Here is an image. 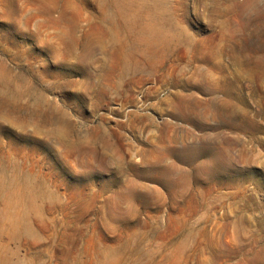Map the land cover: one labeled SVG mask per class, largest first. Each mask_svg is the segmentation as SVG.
Here are the masks:
<instances>
[{
	"label": "rangeland",
	"instance_id": "obj_1",
	"mask_svg": "<svg viewBox=\"0 0 264 264\" xmlns=\"http://www.w3.org/2000/svg\"><path fill=\"white\" fill-rule=\"evenodd\" d=\"M257 45L264 0H0V264L264 258Z\"/></svg>",
	"mask_w": 264,
	"mask_h": 264
},
{
	"label": "bare ground",
	"instance_id": "obj_2",
	"mask_svg": "<svg viewBox=\"0 0 264 264\" xmlns=\"http://www.w3.org/2000/svg\"><path fill=\"white\" fill-rule=\"evenodd\" d=\"M143 11L144 13H146V15H148V18L145 21L138 23L136 26L138 28V35L141 38H143L142 40L145 41V46L143 47H145V50L150 51V52L149 51L147 52V55L145 56L144 60L146 63L148 62L147 64L153 67L157 64L158 61L162 60L163 57L166 56L167 52L169 51L170 46L172 45L174 40L176 41V39L178 40L181 37L182 32L176 31L174 26L172 27L170 23H168L162 17L158 16L157 13H155L151 8L144 6ZM134 20H132L131 22V18H129L128 16L127 25L128 26L132 25V23H134L133 22ZM118 41L121 42L120 45H123L122 40H118ZM253 50H255L254 54L256 57H261L264 55V48H261L258 45L254 46ZM133 67H140V62L138 61L132 62L131 64L128 65L127 69L129 68L131 69ZM211 160L212 159L206 161L205 163H203L202 165L198 167L197 171L200 177H209L211 175V172L209 171V167H210L209 164L211 163ZM252 263L253 264H264V258H252Z\"/></svg>",
	"mask_w": 264,
	"mask_h": 264
}]
</instances>
